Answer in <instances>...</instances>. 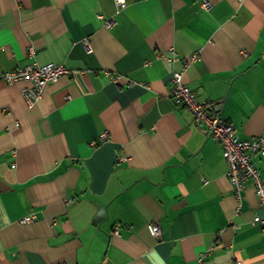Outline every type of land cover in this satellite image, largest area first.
<instances>
[{"label": "crops", "instance_id": "1", "mask_svg": "<svg viewBox=\"0 0 264 264\" xmlns=\"http://www.w3.org/2000/svg\"><path fill=\"white\" fill-rule=\"evenodd\" d=\"M124 1L0 0V71L69 69L36 96L0 75V264H264L253 179L172 95L182 71L264 138V0Z\"/></svg>", "mask_w": 264, "mask_h": 264}, {"label": "built area", "instance_id": "2", "mask_svg": "<svg viewBox=\"0 0 264 264\" xmlns=\"http://www.w3.org/2000/svg\"><path fill=\"white\" fill-rule=\"evenodd\" d=\"M117 1L122 6L126 5L124 0ZM203 6L205 9H210L212 4L205 0ZM111 23L107 21L108 25ZM84 44L88 51L92 50L89 40L86 39ZM196 58H198L197 53L192 55L193 60ZM68 72L69 69L63 64L48 63L41 65L31 63L14 71H0V75L10 82L20 79L30 80L33 83L31 93L36 96L44 85L57 81L63 74ZM173 84L172 95L176 104L188 107L198 121L207 125L211 135L221 142L223 158L228 164V176L234 184L237 194L240 195L249 178L253 179L257 196L264 208V180L256 160L257 155L264 157V138L241 139L237 135L236 128L232 122L223 118L220 114H212L208 111V103L201 100L198 92L183 81L182 71L174 73ZM31 93L29 92V94ZM103 134L107 135L108 132L106 131ZM33 218L34 215H27L22 220L31 221ZM257 219L264 227V217H257ZM150 229L157 237L161 236L162 230L157 223H151Z\"/></svg>", "mask_w": 264, "mask_h": 264}]
</instances>
